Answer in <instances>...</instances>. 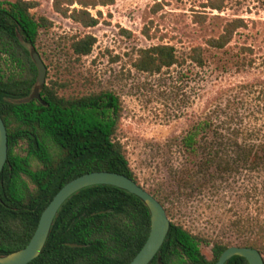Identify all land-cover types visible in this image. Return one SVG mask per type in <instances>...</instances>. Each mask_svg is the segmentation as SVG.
<instances>
[{"label":"trees","instance_id":"trees-1","mask_svg":"<svg viewBox=\"0 0 264 264\" xmlns=\"http://www.w3.org/2000/svg\"><path fill=\"white\" fill-rule=\"evenodd\" d=\"M75 2L88 6L69 0L64 7L56 0L55 8L85 27L96 26L99 19L88 10L70 8ZM37 5L34 0H0V114L9 143L0 174V255L24 248L56 194L81 175L113 171L141 185L118 139L121 96L111 90L65 95L52 81L41 88V99L32 97L39 71L29 46L37 48L41 32L54 25L33 13ZM243 22H229L220 36L207 40V47H193L188 59L179 57L175 45L153 44L140 49L134 66L158 74L191 61L205 70L207 51L228 53ZM96 42L95 36L86 35L74 39L72 47L78 56H87ZM251 52L245 47L231 60L238 68L252 67L258 59ZM246 89L249 97H213L181 136L169 140L183 157L174 171L178 190L189 198L199 191L212 196L213 209L225 217L222 234L208 237L171 220L167 238L149 264H216L231 245L227 234L264 253V80ZM167 213L170 217L169 209ZM150 230L151 211L141 197L114 185L90 186L62 205L41 255L28 264H129ZM202 242L213 244V259L202 252ZM226 264L250 262L233 256Z\"/></svg>","mask_w":264,"mask_h":264},{"label":"rangeland","instance_id":"rangeland-1","mask_svg":"<svg viewBox=\"0 0 264 264\" xmlns=\"http://www.w3.org/2000/svg\"><path fill=\"white\" fill-rule=\"evenodd\" d=\"M34 1L38 5L33 13L54 23L41 32L37 48L29 46L46 64V83L56 82L65 95L111 90L121 96L124 112L118 139L141 185L162 199L171 220L208 237L218 236L223 212L215 211L212 196L201 191L191 198L180 193L174 171L183 157L169 140L181 136L213 97H249L245 86L264 80V0H115L109 5L76 0L88 6L75 2L70 8L86 9L98 18L93 27L62 15L56 0ZM61 2L70 5L69 0ZM236 19L244 22L226 48L228 53L208 50L205 70L191 61L158 74L134 66L140 49L153 44L175 45L179 57L188 59L193 47H207L209 38L220 36ZM86 35L95 36L97 42L91 54L78 56L72 43ZM245 47L258 61L241 69L231 58ZM225 237L230 246L240 245L235 236ZM201 249L213 259L212 243L202 242Z\"/></svg>","mask_w":264,"mask_h":264},{"label":"water","instance_id":"water-1","mask_svg":"<svg viewBox=\"0 0 264 264\" xmlns=\"http://www.w3.org/2000/svg\"><path fill=\"white\" fill-rule=\"evenodd\" d=\"M32 56L39 75L32 97L41 99L40 90L46 84L47 67L40 54L34 50ZM9 155L8 131L0 114V174ZM114 185L141 197L151 211V230L149 237L129 264H149L163 246L171 228V219L165 205L149 190L125 174L113 171H94L81 175L63 186L47 208L43 211L38 228L30 242L22 249L8 255H0V264H28L38 258L49 238L55 217L62 205L78 191L94 185ZM233 256L245 257L250 264H264V257L258 248L232 245L220 256L216 264H226Z\"/></svg>","mask_w":264,"mask_h":264}]
</instances>
